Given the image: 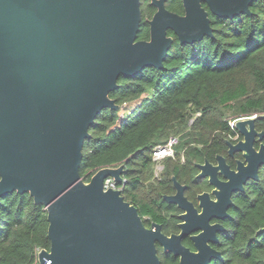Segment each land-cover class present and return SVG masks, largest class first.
<instances>
[{
  "label": "water",
  "instance_id": "obj_1",
  "mask_svg": "<svg viewBox=\"0 0 264 264\" xmlns=\"http://www.w3.org/2000/svg\"><path fill=\"white\" fill-rule=\"evenodd\" d=\"M149 1L156 8L149 39L137 40L141 0H0V198L29 194L44 206L50 248L38 252V264H161L156 243L181 264H204L220 255L208 245L220 226L209 222L224 216L247 178L258 179L264 153L252 149L253 118L234 123L245 143H228L229 155L245 151L246 165L231 170L221 155L216 164H196L216 198L198 195L201 213L172 177L175 193L163 199L184 212L178 235L167 237L157 223L147 228L120 190L103 189L108 177L122 183L123 165L81 178L90 126L104 108H119L109 97L118 78L161 69L173 44L169 32L180 44L199 42L213 36L209 13L231 19L258 0H182L183 14L169 11L166 0ZM199 230L192 253L180 240Z\"/></svg>",
  "mask_w": 264,
  "mask_h": 264
},
{
  "label": "trees",
  "instance_id": "obj_2",
  "mask_svg": "<svg viewBox=\"0 0 264 264\" xmlns=\"http://www.w3.org/2000/svg\"><path fill=\"white\" fill-rule=\"evenodd\" d=\"M165 6L184 13L182 0H166ZM155 11L149 0H141L137 40L149 39L148 20ZM209 18L212 37L180 44L169 32L173 44L161 69L148 66L137 75L118 78V88L109 93L118 110H101L82 147L83 181L100 168L123 165L124 200L141 217L161 223L166 233L174 228L178 213L163 200L174 193L172 177L194 199L203 189L195 178V163L213 162L224 153L231 120L264 113V0L256 1L249 14L224 19L209 13ZM170 136L178 137L174 157L164 158L162 173L155 178L152 151ZM228 214L216 247L225 257L264 256V245L255 239L257 229L264 227V174L236 194ZM47 229L44 206L29 194L1 197L0 264H38V251L50 248Z\"/></svg>",
  "mask_w": 264,
  "mask_h": 264
},
{
  "label": "flooded vegetation",
  "instance_id": "obj_3",
  "mask_svg": "<svg viewBox=\"0 0 264 264\" xmlns=\"http://www.w3.org/2000/svg\"><path fill=\"white\" fill-rule=\"evenodd\" d=\"M261 115H264V113H254V114L249 115V116L239 117L240 118L239 120H246V119H251V118L254 119V131L256 134L254 135V137L252 139V149L256 153H259L261 148H263V153H264V135L260 136V134L264 133V118H262ZM246 129L248 132H250V129L248 126H246ZM231 130H232L231 133H228L227 137L224 138V143L226 146L224 153L223 154H217V155H221L225 158V161H226L227 165H229L231 170H236L238 162H242L246 165L245 158H244L245 151H243V150L242 151H234L232 155H229L228 143H230L232 146H235V145L239 144L240 142L245 143V135L242 134L237 129H235V127H231ZM216 156H215V160L213 162H210L208 160H204L203 162H199V163L203 164L205 161H208L211 164H216ZM196 164L197 163H195V167H196ZM198 173H199V170L197 168V173L195 175V178L198 180V183L203 187V189L195 194L194 199H190L186 195L185 191L187 189V186L185 184H182V185L186 186V189L184 191L185 197L191 203H193V205L197 208L198 213H201V209L199 208V201L197 199V196L206 192V193L210 194V198L212 200H216V198L211 193L212 190L214 189V186H212L208 183V178H204V179L203 178H197ZM263 174H264V164L260 165L258 168V179L255 180V179L247 178L245 180V182L243 183V188L241 190H235L232 192V194H231L232 197H231L229 204L226 207L224 216L221 219L213 218L209 222L210 225H219L220 226V229L216 230L214 233L215 240L213 242L208 243V245L212 249H214L216 252H218L220 255H219V257L212 256V257L208 258L207 260H204V264H264V256L260 257L259 255H257L253 258L225 257L224 254L222 253V251L216 247V244L219 243L218 233L222 232L226 229V228H224L222 221L229 216L228 208L231 205H234V199L236 197V194L244 191L246 189V185L248 184V182H256V183L259 182V180L261 179ZM219 178H220V180L226 181L221 175H219ZM172 182H173V180H172ZM173 187H174V184H173ZM174 193H175V188H174ZM174 193H172V194H174ZM172 194H169V195H172ZM177 209H178L177 219H176V221L174 219H172V222L175 221L174 222V228H171V231L168 233H166L163 230V225L161 223L156 222L154 220H151L149 217H142L143 223L147 228H151L153 223L159 224L161 226V232L164 235H166L167 237H170L171 235H178L181 232V229L178 227L179 223H181V220L179 219V215L184 213V212L182 210H180L178 207H177ZM200 232L201 231L199 230V231L192 232V233L182 237L180 240L181 245L183 247L187 248L192 253H198V249L195 245V242L193 241V239L191 237L198 235ZM255 239L258 242L259 246L264 245V227L257 229V231L255 233ZM156 248H157V255H158V258H159L161 264H163V263L165 264V262L167 260H172V264H181V256H179V255L177 256L173 252L164 251L163 247L159 243H156Z\"/></svg>",
  "mask_w": 264,
  "mask_h": 264
},
{
  "label": "built area",
  "instance_id": "obj_4",
  "mask_svg": "<svg viewBox=\"0 0 264 264\" xmlns=\"http://www.w3.org/2000/svg\"><path fill=\"white\" fill-rule=\"evenodd\" d=\"M240 118L233 119L230 121V126L234 127L235 121L239 120ZM178 144V137L177 136H170L167 141L162 145H157L152 151V160L158 162L159 160L166 158V157H174V148ZM161 166L157 167V170H160ZM124 179L122 177V183ZM122 183L118 184L113 178L108 177L103 182V189L108 190H120ZM40 251V250H39ZM38 251V252H39Z\"/></svg>",
  "mask_w": 264,
  "mask_h": 264
},
{
  "label": "rangeland",
  "instance_id": "obj_5",
  "mask_svg": "<svg viewBox=\"0 0 264 264\" xmlns=\"http://www.w3.org/2000/svg\"><path fill=\"white\" fill-rule=\"evenodd\" d=\"M128 108V105H126L123 109H121V111H120V115H122L123 113H125V111H126V109ZM194 118V117H193ZM193 120V119H192ZM191 120V121H192ZM163 160H164V158L163 159H161V160H159L158 162H155V161H153V176L155 177V178H157V177H159L160 175H161V173H162V170H163ZM160 167L161 166V169L160 170H157V167ZM152 178V177H151Z\"/></svg>",
  "mask_w": 264,
  "mask_h": 264
}]
</instances>
